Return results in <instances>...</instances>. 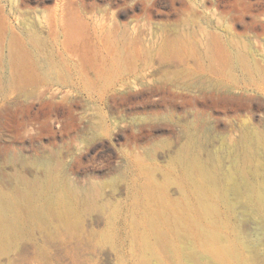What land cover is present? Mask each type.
Instances as JSON below:
<instances>
[{
    "label": "rangeland",
    "instance_id": "obj_1",
    "mask_svg": "<svg viewBox=\"0 0 264 264\" xmlns=\"http://www.w3.org/2000/svg\"><path fill=\"white\" fill-rule=\"evenodd\" d=\"M0 264H264V0H0Z\"/></svg>",
    "mask_w": 264,
    "mask_h": 264
},
{
    "label": "bare ground",
    "instance_id": "obj_2",
    "mask_svg": "<svg viewBox=\"0 0 264 264\" xmlns=\"http://www.w3.org/2000/svg\"><path fill=\"white\" fill-rule=\"evenodd\" d=\"M184 157L187 158V159H190L192 157V154H191V151H190L189 148H187L185 150ZM77 191L74 190L75 193H77ZM75 193H74V195H76ZM79 195H80V193H79ZM81 197L83 198V201L86 202V203H89V201L91 200V196L89 194H86V192L84 193V195H81Z\"/></svg>",
    "mask_w": 264,
    "mask_h": 264
}]
</instances>
